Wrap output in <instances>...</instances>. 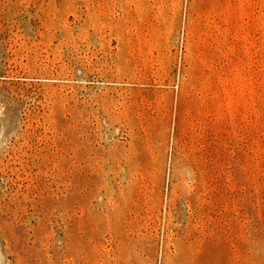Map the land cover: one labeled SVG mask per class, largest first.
Listing matches in <instances>:
<instances>
[{
	"label": "rangeland",
	"instance_id": "374dc122",
	"mask_svg": "<svg viewBox=\"0 0 264 264\" xmlns=\"http://www.w3.org/2000/svg\"><path fill=\"white\" fill-rule=\"evenodd\" d=\"M0 264H264V0H0Z\"/></svg>",
	"mask_w": 264,
	"mask_h": 264
}]
</instances>
